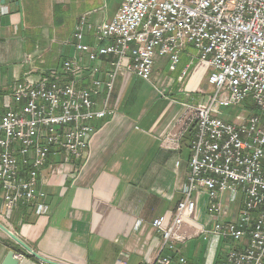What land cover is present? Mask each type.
Returning a JSON list of instances; mask_svg holds the SVG:
<instances>
[{
  "label": "built area",
  "instance_id": "built-area-1",
  "mask_svg": "<svg viewBox=\"0 0 264 264\" xmlns=\"http://www.w3.org/2000/svg\"><path fill=\"white\" fill-rule=\"evenodd\" d=\"M67 44L74 53L57 67L28 70L1 95L5 212L32 206L47 214L42 169L58 155L62 163L84 161L94 123L115 112L117 78L148 80L158 57L175 70L190 46L194 60L180 79L191 66L204 68L209 92L182 104V130L168 136L177 142L194 129L182 197L170 215L152 220V231L162 248L175 252L203 193L210 223L199 229L202 241L234 244L220 264H264V0H122L108 22L81 15ZM231 105L248 112L239 123L212 113ZM148 264L193 263L181 254H160Z\"/></svg>",
  "mask_w": 264,
  "mask_h": 264
},
{
  "label": "crops",
  "instance_id": "crops-1",
  "mask_svg": "<svg viewBox=\"0 0 264 264\" xmlns=\"http://www.w3.org/2000/svg\"><path fill=\"white\" fill-rule=\"evenodd\" d=\"M121 2L106 16L102 0H0V99L28 70L39 73L52 66L56 54L59 65L74 53L67 41L81 15L94 24L108 22ZM180 55L176 75L167 69L168 59L158 57L148 80L118 77L111 97L115 112L94 123L84 161L62 163L58 155L42 169L48 213L38 215L32 206H21L24 212L18 213V206L8 214L0 195V223L40 256L61 264H148L160 254L220 264L234 244L202 241L199 229L210 223L205 194L198 195L194 214L204 220L182 227L185 239L176 243L175 252L162 248L151 228L152 220L170 215L182 197L189 160L184 138L190 130L177 142L168 136L182 130V104L197 102L204 90V68L191 71L186 84L180 79L194 60L192 48ZM12 243L0 230V264L11 249L16 257L21 254ZM17 258L18 264H46Z\"/></svg>",
  "mask_w": 264,
  "mask_h": 264
},
{
  "label": "rangeland",
  "instance_id": "rangeland-1",
  "mask_svg": "<svg viewBox=\"0 0 264 264\" xmlns=\"http://www.w3.org/2000/svg\"><path fill=\"white\" fill-rule=\"evenodd\" d=\"M120 1L121 0H102V3H101L102 4V10L106 14V16H109V15L111 16L113 14V10L115 9V7L118 5V3ZM68 7H70V8L73 7V1L70 2V4L68 5ZM60 8L61 7L58 6L56 9L60 10ZM71 29L73 31V27ZM72 31H71V33H72ZM55 59L56 60H55V62H53L51 68L53 66H57V64H58V62L60 60L59 59V54H56V58ZM187 61H188V58H187ZM178 68H179V66H178ZM167 69L170 70L169 69V63H167ZM170 71L171 72H175L174 75H176V73H177L178 70H170ZM190 74H191V72H189V74L184 77L183 82L185 80V84L189 81ZM201 84H202V88L203 89H206V92H209V87L205 83V77L202 78ZM200 93L202 94V96L204 95L202 92H200ZM200 93L198 95L201 98V94ZM194 94H195V92H194ZM200 98L194 97V99H200ZM212 113L214 115L216 114L217 116L222 117L225 120L232 121L234 123H239L240 120L244 118L245 114H248V112L246 111V109L245 108L243 109V107H241V105H238V106L231 105V106H229V108H215V110H213ZM187 139H188V136H186L184 138V141L188 144V146H189V153H190V137H189L188 140ZM200 209H203V206H201ZM205 215L207 216V218L205 219V221L208 222V220H209L210 217H209L208 214H205ZM203 218H199L197 220L195 218H193L191 220H193V221L194 220H196V221H199V220L203 221L204 220Z\"/></svg>",
  "mask_w": 264,
  "mask_h": 264
},
{
  "label": "water",
  "instance_id": "water-1",
  "mask_svg": "<svg viewBox=\"0 0 264 264\" xmlns=\"http://www.w3.org/2000/svg\"><path fill=\"white\" fill-rule=\"evenodd\" d=\"M0 230L6 234L12 241H14L16 244H18L23 250H25L27 253L34 256L37 260L40 262H45L46 264H61L54 262L48 258H45L44 256H40L37 252L32 250L29 246H27L18 236H16L14 233H12L8 228H6L3 224L0 223ZM16 251L9 250L8 254L6 255L5 259L3 260L2 264H18V258L16 257Z\"/></svg>",
  "mask_w": 264,
  "mask_h": 264
},
{
  "label": "trees",
  "instance_id": "trees-1",
  "mask_svg": "<svg viewBox=\"0 0 264 264\" xmlns=\"http://www.w3.org/2000/svg\"><path fill=\"white\" fill-rule=\"evenodd\" d=\"M58 66V65H57ZM57 66H53L52 68H55V67H57ZM51 67H49V68H47V69H45V70H43L44 72H46L47 70H49V69H52ZM191 71H193V66H191L190 67V72ZM193 131H194V129H190V135H189V137H190V139H191V136H192V134H193ZM16 212H18V213H23L24 212V207H19L18 209H17V211ZM17 227L15 228V230L17 231ZM19 251H21V254L23 255V256H25L26 258H31V259H36L34 256H32L31 254H29V253H27L25 250H23L18 244H16L14 241H13V243H12Z\"/></svg>",
  "mask_w": 264,
  "mask_h": 264
}]
</instances>
